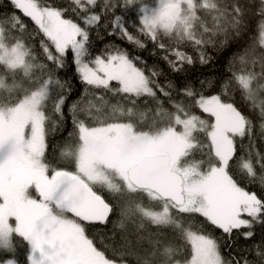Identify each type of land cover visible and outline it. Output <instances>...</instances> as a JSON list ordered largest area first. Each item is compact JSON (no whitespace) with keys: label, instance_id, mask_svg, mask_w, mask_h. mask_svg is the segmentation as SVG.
<instances>
[{"label":"snow or ice","instance_id":"snow-or-ice-1","mask_svg":"<svg viewBox=\"0 0 264 264\" xmlns=\"http://www.w3.org/2000/svg\"><path fill=\"white\" fill-rule=\"evenodd\" d=\"M97 6L7 0L0 10V264H21L15 238L23 264H264V196L250 190L264 192L254 131L258 121L264 137V0ZM102 16L108 35L177 74L214 60L208 47L238 42L252 19L255 35L230 53L229 76L178 87L159 63L111 42L93 54ZM69 53L84 88L66 117ZM68 117V138L50 142Z\"/></svg>","mask_w":264,"mask_h":264},{"label":"trees","instance_id":"trees-1","mask_svg":"<svg viewBox=\"0 0 264 264\" xmlns=\"http://www.w3.org/2000/svg\"><path fill=\"white\" fill-rule=\"evenodd\" d=\"M48 3H51L53 6H64L67 7L69 0H47ZM103 0H98V6L96 9H94L97 12L101 11ZM7 0H0V10H3L6 8ZM117 14H122L120 9H117ZM66 15H72L73 18H75L74 14L72 13H66ZM249 17H252V13H248ZM135 13L132 11H128L126 14H123V19L131 24L132 21L135 20ZM106 17L102 16V20L100 23V26L92 31V51L93 54H99L106 46L107 43L111 42L121 48L126 49L131 56H139L142 57L145 61H147V64L151 66L153 63H159V65L163 68L164 72L170 77L171 79L175 80L177 83V86H182L186 82H191L192 85L196 89L201 88L200 81L201 80H213L216 83L220 81L221 78H225L230 75V73L227 70V62L230 58V53L235 52L237 49L243 50L244 47H247L250 45L253 41V37L255 35V19L250 20V27L247 32L243 34V38L239 39L238 42H229V45L226 49L220 52L213 51L211 47H208L207 51L215 57L214 60L210 61L206 65H201L199 62H197L192 67H189L185 65L184 67L187 69L186 72H181L179 74L171 72L167 65L162 60H157L155 57L149 56V52L147 50H140L136 48L134 45L130 44L125 38H121L120 35L117 33L116 35L110 36L108 35V29L104 28V23L106 22ZM24 20L28 23L29 29L33 28L34 26L31 25V22L28 21L27 18H24ZM130 30H132L130 28ZM102 37V38H101ZM143 39V38H142ZM153 47L151 41H147V48L151 49ZM187 52L191 53L195 56V52H193V49L188 46L184 45L182 46ZM137 65L140 67H143V65L137 61ZM61 77L66 78L69 83L71 84V92L68 95V98L66 100L64 112L65 116L67 117L68 113V104H70L73 100H75L83 91L84 85L80 82L79 77L77 76L75 72V66L71 63V53H69L68 62L66 64L65 69L61 70L60 72ZM161 82H163L164 77L160 78ZM205 94H216L219 91L218 87L214 88H205L204 89ZM114 102V100L112 101ZM193 112L200 115L202 118L206 119L207 114H204L200 112L198 108H193ZM255 119V118H254ZM72 130L71 125V119L68 117L65 128L58 132L57 135L52 138L50 137V142L55 139L59 141H63L68 138V133ZM255 135H256V145L257 148L260 151H264V137H261L260 135V129L257 121V126L255 128ZM58 156V153H57ZM51 159L54 160L53 166L55 167H67L70 170H74V165H70L65 161H60L56 157H51ZM242 186H247L246 181H241ZM250 190H254L257 192L259 196H264V192L260 191V188L257 185L250 186ZM104 196L107 198H111L110 194L106 191L103 192ZM260 236V229H257V238ZM15 242L18 247V259L20 260L21 264L24 262V252L23 249L20 248L21 241L19 238H15ZM241 243H244L243 238L241 237Z\"/></svg>","mask_w":264,"mask_h":264},{"label":"rangeland","instance_id":"rangeland-1","mask_svg":"<svg viewBox=\"0 0 264 264\" xmlns=\"http://www.w3.org/2000/svg\"><path fill=\"white\" fill-rule=\"evenodd\" d=\"M206 119H210L208 116H207V118Z\"/></svg>","mask_w":264,"mask_h":264}]
</instances>
